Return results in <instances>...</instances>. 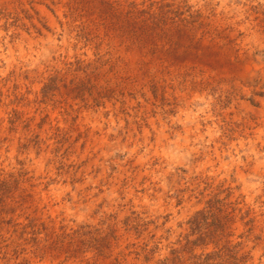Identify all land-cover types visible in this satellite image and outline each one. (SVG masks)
Instances as JSON below:
<instances>
[{
	"label": "rangeland",
	"instance_id": "obj_1",
	"mask_svg": "<svg viewBox=\"0 0 264 264\" xmlns=\"http://www.w3.org/2000/svg\"><path fill=\"white\" fill-rule=\"evenodd\" d=\"M0 264H264V0H0Z\"/></svg>",
	"mask_w": 264,
	"mask_h": 264
},
{
	"label": "trees",
	"instance_id": "obj_2",
	"mask_svg": "<svg viewBox=\"0 0 264 264\" xmlns=\"http://www.w3.org/2000/svg\"><path fill=\"white\" fill-rule=\"evenodd\" d=\"M202 213H199V216L201 215ZM189 243V242H188ZM187 243V244H188ZM177 258H179V257H175V258H173V261H176L177 260ZM209 259V255H207V257H206V259H205V262L207 261ZM170 261H172V259H170Z\"/></svg>",
	"mask_w": 264,
	"mask_h": 264
}]
</instances>
